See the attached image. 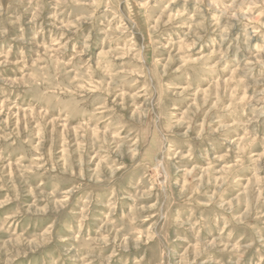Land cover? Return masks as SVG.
<instances>
[{
	"label": "rangeland",
	"instance_id": "374dc122",
	"mask_svg": "<svg viewBox=\"0 0 264 264\" xmlns=\"http://www.w3.org/2000/svg\"><path fill=\"white\" fill-rule=\"evenodd\" d=\"M0 264H264V0H0Z\"/></svg>",
	"mask_w": 264,
	"mask_h": 264
}]
</instances>
